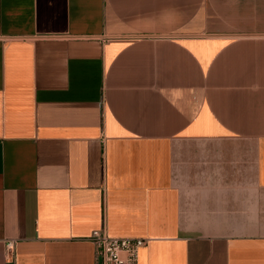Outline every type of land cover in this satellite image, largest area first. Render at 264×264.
<instances>
[{"label":"crops","instance_id":"0c3cea01","mask_svg":"<svg viewBox=\"0 0 264 264\" xmlns=\"http://www.w3.org/2000/svg\"><path fill=\"white\" fill-rule=\"evenodd\" d=\"M103 227L264 264V0H0V264H96Z\"/></svg>","mask_w":264,"mask_h":264},{"label":"built area","instance_id":"2783aa9c","mask_svg":"<svg viewBox=\"0 0 264 264\" xmlns=\"http://www.w3.org/2000/svg\"><path fill=\"white\" fill-rule=\"evenodd\" d=\"M95 247L96 264H139L140 249L147 239L112 237L106 229H95L89 236ZM7 252L14 251V242L6 243Z\"/></svg>","mask_w":264,"mask_h":264}]
</instances>
